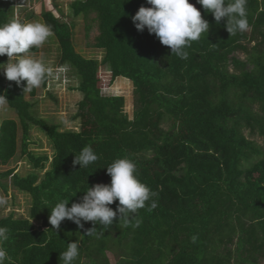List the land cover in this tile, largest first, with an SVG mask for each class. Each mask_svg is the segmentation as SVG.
Here are the masks:
<instances>
[{
    "label": "trees",
    "instance_id": "obj_1",
    "mask_svg": "<svg viewBox=\"0 0 264 264\" xmlns=\"http://www.w3.org/2000/svg\"><path fill=\"white\" fill-rule=\"evenodd\" d=\"M27 1L41 4L39 17L58 45L55 66L77 80L70 90L82 98L72 117L79 129H62L40 117L23 88L0 72V95L16 114L0 122V166L19 156L31 168L26 175L0 171L1 190L8 193L11 184L31 200L28 217L12 212L0 219L9 235L0 245L4 264H60V253L76 241L74 264H112L109 255L114 264H264V144L257 140L264 142V0H247L248 29L232 36L226 19L218 24L189 0L210 28L185 49L186 59L147 29H136L131 16L150 7L146 0H74L70 23L57 0L51 1L60 16L47 0ZM15 2L0 0V24L16 19ZM78 19L86 39L97 30L87 46L102 52L101 61L77 50ZM7 60L0 56V64ZM103 69L110 83L133 84L132 118L123 96L103 93ZM28 93L34 98L36 89ZM34 129L46 137L51 155L32 149ZM86 145L99 159L80 170L73 160ZM123 157L157 193V207L139 209L127 226L117 216L108 228L86 222L81 229L65 219L54 229L51 208L63 199L71 207L88 187L110 184L106 167Z\"/></svg>",
    "mask_w": 264,
    "mask_h": 264
},
{
    "label": "clouds",
    "instance_id": "obj_2",
    "mask_svg": "<svg viewBox=\"0 0 264 264\" xmlns=\"http://www.w3.org/2000/svg\"><path fill=\"white\" fill-rule=\"evenodd\" d=\"M207 13L214 16L219 24L226 19V29L232 35L243 33L248 29L246 4L247 0H196ZM150 7L141 6L132 22L139 32L147 29L154 34L164 46H168L171 54L181 59L188 56L186 48L197 41L202 34L209 31V22L202 17L201 11L189 0H146ZM52 35L50 27L42 22H21L12 19L0 24V56H7L6 63L0 64V72L8 81H14L22 87L25 93L41 86L46 77L53 75V68L42 59L34 58L31 52L40 48ZM26 82V83H25ZM4 99L0 95V100ZM99 157L91 145L83 147L75 155L73 166L79 165L87 169L96 163ZM111 177L110 184L98 183L83 191L80 202L69 207L68 199L60 200L51 208L49 222L54 229H59L65 219L72 221L79 228L84 223L93 222L108 228L118 223L127 226L135 218L139 209L152 211L157 207L153 197L156 192L137 178V165L128 158H117L107 167ZM76 195V194H75ZM119 201L116 210L110 205ZM6 200L0 199V205ZM139 221H137L138 226ZM87 230V235L93 234V229ZM8 229L0 227V245L8 241ZM195 242L196 237H193ZM79 255L78 242L68 243L67 249L60 253V264H74ZM5 251L0 248V264H4Z\"/></svg>",
    "mask_w": 264,
    "mask_h": 264
},
{
    "label": "rangeland",
    "instance_id": "obj_3",
    "mask_svg": "<svg viewBox=\"0 0 264 264\" xmlns=\"http://www.w3.org/2000/svg\"><path fill=\"white\" fill-rule=\"evenodd\" d=\"M17 4L18 14L16 19H25V22H42L40 13L42 11L41 4H36L33 7L30 6L27 0H14ZM74 0H57L60 8L64 12L65 21L70 23L73 19L70 15L69 5ZM49 9H51L57 16L59 13L55 10L51 0L46 2ZM34 12L38 17L29 18L28 15ZM43 23V22H42ZM75 43L77 50L87 57H95L99 61L102 59V52L99 50L88 48V43L92 42L97 35V30L94 29L91 33V39L85 37V22L82 19L76 20L75 27ZM34 58L42 59L47 65L53 68V75L50 77V81L46 88L41 86L36 89V96L31 97L30 93L26 94L27 100H30L35 105V110L42 118L47 119L53 124H59L62 129L78 130V122L72 121V117L77 113L78 103L82 96L76 91L70 90V87L77 85V80L68 74L62 72L56 68L58 45L54 38L51 36L49 39L39 48L37 53L31 54ZM100 77L102 79V89L105 95L111 96H123L126 100L125 111L132 118L134 102H133V84L131 81L118 78L113 83H110L111 75L106 69L100 70ZM50 95L52 97H50ZM16 114L13 110L7 107L4 100H0V122L4 119H15ZM33 132V150L46 151L51 155V148L48 144L46 137L35 129ZM21 136V135H20ZM260 144H264L262 139L257 138ZM42 144V148H39V144ZM8 169H16L22 175H26L31 171L30 166L19 156L16 157L8 166L1 167L0 171H6ZM9 183V182H8ZM0 199L6 200L5 204L0 205V219L9 216L12 212L16 213V217H28L29 208L31 205L30 197L27 194L19 192L17 189L9 184L8 193H5L0 188ZM39 225V223H35ZM112 264L116 262V259L109 255Z\"/></svg>",
    "mask_w": 264,
    "mask_h": 264
}]
</instances>
